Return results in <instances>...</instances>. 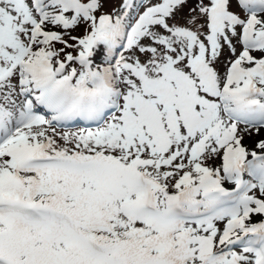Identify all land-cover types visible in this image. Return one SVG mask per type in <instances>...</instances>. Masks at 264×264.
I'll return each mask as SVG.
<instances>
[{"label": "snow or ice", "instance_id": "6c2138e0", "mask_svg": "<svg viewBox=\"0 0 264 264\" xmlns=\"http://www.w3.org/2000/svg\"><path fill=\"white\" fill-rule=\"evenodd\" d=\"M0 264H264V0H0Z\"/></svg>", "mask_w": 264, "mask_h": 264}, {"label": "rangeland", "instance_id": "374dc122", "mask_svg": "<svg viewBox=\"0 0 264 264\" xmlns=\"http://www.w3.org/2000/svg\"><path fill=\"white\" fill-rule=\"evenodd\" d=\"M111 8V5H106V10H110ZM246 143H248L249 145L252 144V141L251 140H246Z\"/></svg>", "mask_w": 264, "mask_h": 264}]
</instances>
